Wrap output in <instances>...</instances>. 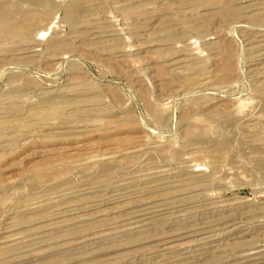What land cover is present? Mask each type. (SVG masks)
<instances>
[{
	"label": "rangeland",
	"instance_id": "1",
	"mask_svg": "<svg viewBox=\"0 0 264 264\" xmlns=\"http://www.w3.org/2000/svg\"><path fill=\"white\" fill-rule=\"evenodd\" d=\"M3 1L0 264H264V0Z\"/></svg>",
	"mask_w": 264,
	"mask_h": 264
},
{
	"label": "bare ground",
	"instance_id": "2",
	"mask_svg": "<svg viewBox=\"0 0 264 264\" xmlns=\"http://www.w3.org/2000/svg\"><path fill=\"white\" fill-rule=\"evenodd\" d=\"M23 2H26L27 0H22ZM8 2V1H7ZM27 3V2H26ZM24 4V3H23ZM33 8L32 9H30L31 11L32 10H38V11H40L41 12V9H45V7H46V4H49V3H47V0H36L35 2H33V3H29ZM17 5V4H16ZM170 5V4H169ZM6 8H7V6H6V4L4 3V1L3 0H0V23H5V24H7V22H9V20L12 18L11 17V15H12V13H9L8 11H6ZM139 8V7H138ZM163 8V7H162ZM23 9V8H22ZM19 10V9H18ZM28 14V13H27ZM32 14V13H31ZM74 14L75 13H73L72 11H70L69 12V15H68V20L71 22V21H73V17H74ZM26 15V14H25ZM32 16V15H31ZM35 17V16H34ZM28 28V27H27ZM27 28H25L26 30H25V33H23L24 34V36L25 37H30V31L29 30H27ZM13 29V28H12ZM23 29V28H22ZM31 30V29H30ZM13 31L12 30H9L8 28H7V25L5 26V28L4 29H2L1 30V32H0V35L2 36V37H4V38H6V37H10V35L12 36V33ZM258 32V31H257ZM256 32V33H257ZM23 34H22V36L21 37H23ZM255 34V33H254ZM258 40L255 38V40H257L258 41V46H257V48H259V51L258 52H256V56L253 58V59H250V60H252V61H254V62H257L256 64L259 66L258 68H257V70L254 72V78L256 79H258V81H259V79L260 78H262V77H264V30H261V31H259L258 32ZM14 35H15V33H14ZM253 36V35H252ZM255 36H256V34H255ZM20 37V38H21ZM251 37V36H250ZM17 38V37H16ZM15 38V39H16ZM253 38V37H252ZM14 39V38H13ZM251 39V38H250ZM7 40V39H6ZM9 40V39H8ZM26 40H27V38H26ZM31 40V39H30ZM33 40V39H32ZM29 41V40H28ZM250 42H252V41H250ZM254 42V41H253ZM251 44V43H250ZM253 44V43H252ZM256 44V43H255ZM256 44V45H257ZM253 48H254V46H253ZM251 50H252V48H251ZM253 52H254V49L252 50ZM251 51V52H252ZM251 54H253V53H251ZM122 55V54H121ZM127 55V54H126ZM125 55V56H126ZM254 55V54H253ZM122 57V56H121ZM122 58H124V57H122ZM172 61V60H171ZM252 61H251V64H252ZM173 62V61H172ZM171 62V63H172ZM250 62V61H249ZM174 64V63H173ZM170 65V64H169ZM172 65V64H171ZM176 66V65H175ZM252 66V65H251ZM187 67V66H186ZM189 67V66H188ZM256 68V67H255ZM185 69V68H184ZM188 69V68H187ZM254 69V68H253ZM189 70V69H188ZM175 74V73H174ZM177 74V73H176ZM256 81V80H255ZM258 87H260V89L262 90V89H264V83H261V85L260 86H258ZM259 92H261V91H259ZM258 92V93H259ZM259 97H261V96H259ZM263 98V97H262ZM260 101H258V103H259ZM260 104V103H259ZM264 108V107H263ZM263 122V121H262ZM259 123V122H258ZM260 124H261V122H260ZM263 124V123H262ZM263 126H264V124H263ZM259 128V127H258ZM257 128V129H258ZM260 129V128H259ZM253 131V130H252ZM264 131V130H263ZM260 132H261V129H260ZM263 133V132H262ZM261 134V133H260ZM260 134H258V136L260 135ZM257 135V134H256ZM263 135V134H262ZM192 139V138H191ZM226 148V147H225ZM225 148H223V149H225ZM177 170V169H176ZM216 170V169H215ZM178 172V171H177ZM176 172V173H177ZM204 177V176H203ZM181 178V177H180ZM182 180V179H181ZM143 182V181H142ZM181 182H184V181H181ZM180 182V183H181ZM186 182V181H185ZM174 184H176V183H174ZM179 186V185H178ZM182 186V185H181ZM183 187V186H182ZM151 189V188H150ZM154 189V188H153ZM204 191V190H203ZM152 192V191H151ZM154 192V191H153ZM83 193V192H82ZM76 195V194H75ZM85 199V198H84ZM144 202V201H143ZM69 203V202H68ZM147 203V202H146ZM182 203V202H181ZM212 204V203H211ZM175 205V204H174ZM173 205V206H174ZM146 207V206H145ZM80 208V207H79ZM78 208V209H79ZM76 212V211H75ZM146 214H150V212L149 213H146ZM159 214V213H158ZM195 214V213H194ZM198 218V217H197ZM85 219V218H84ZM159 219V218H158ZM248 219V218H247ZM75 220V219H74ZM235 220V219H234ZM151 221V220H150ZM156 221V220H155ZM146 222V221H145ZM168 222V221H167ZM206 222V221H205ZM156 223V222H155ZM72 224H73V222H72ZM164 227V226H163ZM148 228V227H147ZM235 228H238V227H235ZM238 230V229H237ZM235 231V230H234ZM142 232V231H141ZM221 232H224V231H221ZM220 232V233H221ZM169 233V232H168ZM212 234V233H211ZM229 234V233H228ZM20 235V234H19ZM159 235V234H158ZM200 236H202V235H200ZM136 237V236H135ZM212 237V236H211ZM216 237V236H215ZM221 237H223V236H221ZM203 238V237H202ZM213 239V238H212ZM200 240V239H199ZM196 241H198V239L196 240ZM202 242H203V240H201ZM201 241H199V242H201ZM206 241V240H205ZM12 247V246H11ZM166 249V248H165ZM198 250V249H197ZM162 252V251H161ZM241 256V255H240ZM248 257H249V255H248ZM182 264H184V263H182Z\"/></svg>",
	"mask_w": 264,
	"mask_h": 264
}]
</instances>
